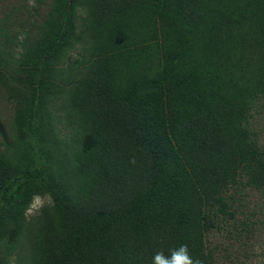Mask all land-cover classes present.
<instances>
[{"label": "trees", "instance_id": "trees-1", "mask_svg": "<svg viewBox=\"0 0 264 264\" xmlns=\"http://www.w3.org/2000/svg\"><path fill=\"white\" fill-rule=\"evenodd\" d=\"M21 29L0 19V264H218L264 232V0H51Z\"/></svg>", "mask_w": 264, "mask_h": 264}, {"label": "rangeland", "instance_id": "rangeland-1", "mask_svg": "<svg viewBox=\"0 0 264 264\" xmlns=\"http://www.w3.org/2000/svg\"><path fill=\"white\" fill-rule=\"evenodd\" d=\"M51 0H45V2H38L32 7L28 6L27 0H0V19L3 22H7L10 18L13 26L18 30L22 27L21 30H28L30 23L37 18H40L44 15V12L47 10ZM38 9V11H34ZM19 25V26H18ZM17 51H20V48H16ZM78 51V50H76ZM75 57V56H74ZM13 116V107L10 103L7 102L6 98L0 94V118L8 126L11 122ZM253 123L255 127H258L261 131V141L264 144V107L261 106L256 113H254ZM3 143V136L0 133V146ZM251 197L254 200H257L258 194L253 193ZM260 230L254 241L250 244L249 247L241 250L242 253L239 255L232 254L228 259L224 258L222 255L219 258L218 264H264V232L261 235ZM215 236H218L216 234ZM226 238L220 236L217 238V241H224ZM223 245V243H222ZM235 249L237 247H234ZM234 250V249H233ZM245 251L248 253V256H245ZM244 253V254H243Z\"/></svg>", "mask_w": 264, "mask_h": 264}, {"label": "clouds", "instance_id": "clouds-1", "mask_svg": "<svg viewBox=\"0 0 264 264\" xmlns=\"http://www.w3.org/2000/svg\"><path fill=\"white\" fill-rule=\"evenodd\" d=\"M28 6L32 7L36 4V0H27ZM130 163H135V160H131ZM49 195H41L34 193L31 200L28 202L25 208V217H30L37 214L41 209L45 207V204L50 202ZM18 256V251L17 254ZM152 264H204V261L200 258H193L186 244L181 245L176 249L170 250V255H166L161 249L154 253Z\"/></svg>", "mask_w": 264, "mask_h": 264}]
</instances>
